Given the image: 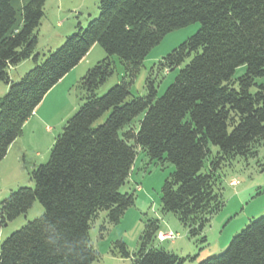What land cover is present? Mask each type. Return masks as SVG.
Instances as JSON below:
<instances>
[{
    "label": "trees",
    "instance_id": "1",
    "mask_svg": "<svg viewBox=\"0 0 264 264\" xmlns=\"http://www.w3.org/2000/svg\"><path fill=\"white\" fill-rule=\"evenodd\" d=\"M46 2L0 0V83L9 86L0 99V163L49 91L95 45L107 56L78 83L84 103L56 138L48 163L32 172L34 186L19 188L1 202L0 229L36 202L44 214L2 243L0 264L98 260L91 229L106 212L99 229L103 236L107 224H120L135 205V196L120 189L139 151L175 167L162 187V209L191 236L203 233L224 207L217 171L237 158L257 157L264 145V83H256L264 79V0H101L99 16L38 63L37 32ZM196 23L200 29L162 62L174 71L189 59L162 96L149 82L146 96L131 98L125 81L97 96L115 72L112 57L134 77L168 34ZM29 59L36 66L12 82L10 70ZM240 67L246 72L235 80ZM141 115L137 130L131 124ZM210 145L218 148L216 155ZM158 228L157 220L146 222L136 252L119 240L113 253L131 264H184L185 258L155 247ZM199 264H264V216L235 235L223 254Z\"/></svg>",
    "mask_w": 264,
    "mask_h": 264
},
{
    "label": "rangeland",
    "instance_id": "2",
    "mask_svg": "<svg viewBox=\"0 0 264 264\" xmlns=\"http://www.w3.org/2000/svg\"><path fill=\"white\" fill-rule=\"evenodd\" d=\"M100 1L47 0L45 16L37 32L36 51L40 55L38 63L44 62L51 52L60 48L68 36L78 31L79 26L85 29L90 21L96 19L99 16ZM15 8L19 10L17 6ZM200 27V23H196L168 34L161 44L151 51L134 77L130 76L118 57H112L115 72L98 89L97 96H103L123 81L130 84L131 98L146 96L149 82L156 87L158 97L162 96L175 81L179 70L189 61L187 59L181 67L169 71L162 64L164 58L193 36ZM96 46L106 57L102 47ZM93 56L90 59L95 63L93 67L104 60V57L99 58V55ZM35 66L36 63L32 59L21 63L11 72V81L14 83L20 81ZM83 66L85 65L81 68ZM80 70L78 69L77 72ZM245 72L246 67L238 68L234 79ZM73 76L79 79V76L76 78V72ZM256 83H264V79L259 78ZM75 84L72 87V99L69 101L62 95L63 92H53L54 88L49 91L26 122L23 134L13 142L14 151L0 163V204L19 188L34 186L31 179L32 172L48 163L56 138L62 133L67 121L84 103L80 84ZM6 89L7 94L9 86L0 83V99L6 95L4 94ZM256 90V86L251 88L252 93ZM44 111L48 113L43 115ZM142 119L143 115L136 118L131 125L138 130ZM210 148L212 154L216 155L218 148L213 145H210ZM209 166L210 159L205 162L202 172H206ZM174 170L172 164L151 161L144 151H139L131 175L120 189L121 194L135 196V205L126 211L120 224L115 226L107 224V231L103 232V236L99 235V229L106 223V212L99 215L90 232L91 244L99 253V259L93 264H131L130 258H123L113 253L114 244L119 240L124 241L131 254L136 252L145 224L152 220H157L159 226L153 242L157 249H165L185 258L184 264H199L208 258L223 254L235 235L251 221L264 216V145L258 148L257 157L247 160L237 158L232 164L222 166L217 171V190L222 195L224 207L210 218L203 233L198 236H191L189 229L183 226L173 213L164 212L162 209V187ZM43 214L44 208L36 202L26 215L1 228L0 248L10 235ZM170 232L174 234V239L162 242L160 236ZM202 237L206 238L205 242H202Z\"/></svg>",
    "mask_w": 264,
    "mask_h": 264
},
{
    "label": "crops",
    "instance_id": "3",
    "mask_svg": "<svg viewBox=\"0 0 264 264\" xmlns=\"http://www.w3.org/2000/svg\"><path fill=\"white\" fill-rule=\"evenodd\" d=\"M65 38V37H64ZM97 46L95 45L92 49H91V51L89 52V54L81 61V63L77 66V67H75L70 73H68L61 81H60V83L59 84H57L55 87H54V89L52 90L53 92H63V96L66 98V100H70V99H72L71 97V93H72V87L73 86H75L76 84L75 83H79L80 82V80H81V78L86 74V72L91 68V67H93V65L95 64L94 62H91V60L90 59H92V57H94L93 55H99V58H103L105 55H104V53L102 54L101 52H100V50L98 51V48H96ZM94 53H96V54H94ZM105 58V57H104ZM82 65H85V66H83L82 68H81V66ZM78 69H81L79 72H77L78 71ZM14 71V68L13 69H11L10 70V74H11V72H13ZM76 72V78L79 76V79H75V78H73L74 76V73ZM79 80V81H78ZM75 84V85H74ZM6 92H7V89L5 90V93L4 94H6ZM46 113H48L47 111H44L43 112V115H45ZM37 129L39 130V126L37 127ZM33 138L34 139H36L35 138V136H33ZM15 146L13 145H11V147H10V149H9V151H8V153H7V156H8V154H9V156L12 154V152L14 151L13 150V148H14ZM140 191V190H139ZM167 241V240H166ZM163 242H165V241H163Z\"/></svg>",
    "mask_w": 264,
    "mask_h": 264
},
{
    "label": "built area",
    "instance_id": "4",
    "mask_svg": "<svg viewBox=\"0 0 264 264\" xmlns=\"http://www.w3.org/2000/svg\"><path fill=\"white\" fill-rule=\"evenodd\" d=\"M174 234L172 232L168 233V234H163L160 236V240L163 242V241H166V240H173L174 239Z\"/></svg>",
    "mask_w": 264,
    "mask_h": 264
}]
</instances>
